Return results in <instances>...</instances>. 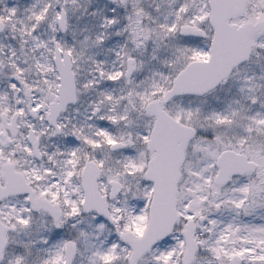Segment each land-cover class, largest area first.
<instances>
[{
  "label": "snow or ice",
  "instance_id": "6c2138e0",
  "mask_svg": "<svg viewBox=\"0 0 264 264\" xmlns=\"http://www.w3.org/2000/svg\"><path fill=\"white\" fill-rule=\"evenodd\" d=\"M0 264H264V0H0Z\"/></svg>",
  "mask_w": 264,
  "mask_h": 264
}]
</instances>
